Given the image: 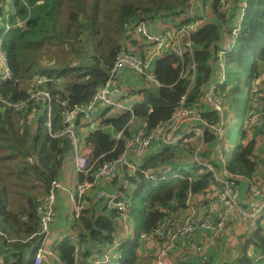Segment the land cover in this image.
Wrapping results in <instances>:
<instances>
[{"label":"trees","instance_id":"trees-1","mask_svg":"<svg viewBox=\"0 0 264 264\" xmlns=\"http://www.w3.org/2000/svg\"><path fill=\"white\" fill-rule=\"evenodd\" d=\"M196 3L200 7L208 4L210 13L209 21H200L191 36L192 57L189 50L184 51L182 58L165 51L153 63V73L162 86L135 82L130 90L142 99L135 116L146 121L148 130L168 119L186 95L185 104L192 109V115L182 126L197 128L203 137L192 131L187 142L174 146L152 143L145 157L134 160V174L120 170L114 182L107 185L114 189L116 186L118 198L130 204L131 226L128 224L127 229L115 209H106L94 201L97 185L84 195L80 217L65 229L85 246L77 264H93L103 258L115 241L120 243L119 255L106 264H137L138 251L144 249L141 233L159 245L156 255L160 241L151 231L159 223H175L184 216L187 201L194 203L198 197L197 205H203L201 209L207 213V206L214 194H219L221 185L193 155L200 145L199 161L219 167V151L215 149L218 137L211 127L217 124L219 115L204 98L206 83L212 77L217 50L243 11L238 41L223 58L227 80L217 90L225 109L223 133L230 132L236 110L242 109L246 114L253 107L254 92H264V0H233L227 15L219 11L220 0H0V35L7 19L10 24L23 22L4 36L2 50L12 78L0 80V98L11 103L25 101L24 107L16 109L0 100V231L6 235L0 237L1 264H34L28 263L27 258L40 238L36 234L35 208L47 194L51 181L61 179L63 169L70 164L72 142L61 133L66 127L64 112L92 99L107 80L118 54L127 52L144 58L151 53L148 48L143 50L142 38L132 36L136 23L142 21L152 33L175 29L180 19L182 24L195 23L199 20ZM192 62L194 82L188 89ZM35 74L53 78L44 86L51 95L50 118L45 101L28 100L29 91L38 87L32 81ZM100 119L108 128L85 134L93 159L97 160L94 168L116 158L130 133L129 129L123 130L128 115L105 110ZM121 130V138L115 141L112 133ZM240 134L241 142L229 151L225 168L239 178L257 175V142L262 132L246 123ZM2 164L5 169L16 168L18 196L11 191L12 183L5 188L8 173L1 172ZM122 178L126 187L118 183ZM58 223L57 220L55 225ZM203 235L206 236L202 233L196 237L204 240ZM69 238L70 235H63L51 247L53 264L76 263ZM249 247L253 252L264 251L262 229L248 235L235 264L251 263ZM201 264L213 261L202 260Z\"/></svg>","mask_w":264,"mask_h":264},{"label":"built area","instance_id":"built-area-1","mask_svg":"<svg viewBox=\"0 0 264 264\" xmlns=\"http://www.w3.org/2000/svg\"><path fill=\"white\" fill-rule=\"evenodd\" d=\"M199 10V20L194 23L182 24L175 29H166L159 32H150L145 23L138 22L132 29V36L142 38L144 47L150 49L151 53L144 58H138L130 53L124 52L118 54L114 60V64L109 71V76L102 87H100L92 99L85 105H75L72 109L64 112L65 129L61 132L69 136L72 142V152L70 156V164L65 168L75 174V185L73 189L67 187L61 179L51 181L47 194L39 200L35 213L37 216L38 227L36 234L40 236L36 250L30 256L31 262L41 264L42 262L49 264L48 256H51V250L46 247V239L49 236L51 226L55 221L56 202L59 197L67 195L74 219L80 217L82 209V198L88 195L97 185L98 189L94 195V201L100 202L106 209H115L121 217V224L127 229L129 219L127 212L129 204L119 199L116 194L110 191L107 185L114 182L120 170H128L135 173L136 164L134 160L142 158L147 154L148 148L152 143H161L166 146H174L182 142H187V136L190 132H198L202 138V133L197 128H188L182 126L187 118L192 115V109L185 104L186 95H183L178 101L175 110L171 116L163 122L158 123L155 127L148 130L147 123L144 119L135 116V107L141 103L130 90L131 84L135 82H149L156 86H162L153 73V63L156 59L163 55L165 51L174 54L178 58H182L185 50H189V57H192L191 36L196 32L199 22L209 21L210 13L209 5L200 7L199 3L195 4ZM233 0H220V12L227 15L231 10ZM244 5V4H243ZM244 12L242 11L235 27L230 30V34L224 38L221 46L216 53L215 67L212 77L206 83L204 98L210 108L219 115L217 124L211 125L215 129L218 142L215 149L219 151L218 164L221 171L216 172V166L211 163L201 162L197 158L199 146L194 150V160L205 166L212 173L215 182L221 185L219 194H214L207 213H200L199 208L203 205H197L190 199L186 204L184 216L179 220L178 224L159 223L151 232V234L160 241V247L155 255L154 264H201L207 261L204 256L205 248L211 244L213 239L218 237L223 231H235L239 226L246 225L250 234L256 230L262 229L264 234V162H258L256 165V173L253 178L248 179V191L241 194L238 185L239 177L229 173L226 168V159L223 152V129L224 121V103L222 98L217 94L220 86L225 84L227 80L226 67L223 61L224 56L230 52L236 44L239 37V30L243 21ZM178 22V21H177ZM11 25L6 23L5 31ZM2 36L0 37V80L7 81L12 78L9 70L7 59L2 50ZM190 70L192 75L188 84V89L193 85L195 63H191ZM181 77V74H180ZM53 78L45 74H35L32 81L38 87L30 90L28 100L45 101L47 118H50L51 95L44 88ZM2 98H0L1 100ZM254 103L251 110L246 115V123L254 126L256 130L264 133V92L255 91L253 95ZM7 107H24L25 101L11 103L10 101L1 100ZM149 112L151 107L148 108ZM108 110L114 115H128V120L123 130L129 129L130 133L125 139L124 147L121 153L114 159L98 165L94 168L95 163L92 155V147L87 142L85 134L88 131L106 130L108 126L103 124L100 114ZM79 119V121H78ZM47 122V126H48ZM122 136V130L113 132L112 137L118 141ZM204 233L205 240L200 243L196 237L198 234ZM228 235V233L226 234ZM6 235L0 231V237ZM141 238H146V234H141ZM70 244L74 248L75 260L85 252V246L80 244L78 237H70ZM179 241L185 243V258L183 261L171 259L170 252L177 247ZM119 242L115 241L111 244L103 254V258L95 260L93 264H106L109 260L119 255L117 250ZM250 250L248 257L251 258L250 264H264V251L253 252ZM45 254L47 257L45 258ZM203 256V257H202ZM0 255V264L2 263Z\"/></svg>","mask_w":264,"mask_h":264},{"label":"rangeland","instance_id":"rangeland-1","mask_svg":"<svg viewBox=\"0 0 264 264\" xmlns=\"http://www.w3.org/2000/svg\"><path fill=\"white\" fill-rule=\"evenodd\" d=\"M210 12V11H209ZM147 48H143V50L145 51ZM56 60L53 59L52 63H54ZM45 63V62H43ZM246 93V92H245ZM244 93L243 98L246 96V94ZM234 117L232 118V124L229 127V131L230 132H225L224 135V140H223V156L225 159H227L228 157V153L229 151L231 152L232 150H234L238 144L241 142V134H240V130L245 126L246 124V116L245 113L242 111V109H237L235 114L233 115ZM187 121L190 120V118L188 117L186 119ZM250 124V123H249ZM195 151L193 152L194 155ZM195 157V156H194ZM5 164H2V173H8V175L5 177V184H6V189L11 185V191L13 194H15L16 196H18V189L20 188V186L18 185L17 182H14V180L17 178L16 176V168L15 167H11V168H7L5 169ZM216 172L218 174L221 173L219 168H216ZM28 178V177H25ZM121 182H123V186H126V182L125 180L122 178L120 179ZM72 186H70L71 188ZM74 188V187H73ZM30 193H34L33 190H29ZM67 196V195H66ZM71 202L69 201V198L67 196V206L65 208H63V210L65 212H67L68 214H72V206L70 204ZM211 204V202H210ZM209 204V205H210ZM71 207V208H70ZM102 211V210H100ZM200 213H202V209L201 207L199 208ZM179 219L175 222V224H178ZM242 227H246V225H243ZM239 229V228H238ZM53 232V233H52ZM229 234V229L223 231L221 234L218 235V237H216L215 239H213V242H215L216 244H225L224 246L219 248V257L223 258L224 263L223 264H235L236 262L234 261V259H237L238 257L240 258L242 255L241 252V247L242 244L244 242V240H240L237 238H231V236L226 235ZM54 237H53V235ZM62 235L57 231V230H53L49 233V236L46 239V246L50 247L49 245V241L50 239H57L60 238ZM53 237V238H51ZM142 246L146 249L145 251H138V261L137 264H153L154 262V256H155V249L154 247H152L149 244V241L143 242ZM250 251V247L247 250V253ZM33 251L30 253V255H32ZM47 257V254H45V258ZM48 259L50 260L51 257L48 256ZM31 262V258H29V263ZM53 264V262H52Z\"/></svg>","mask_w":264,"mask_h":264},{"label":"crops","instance_id":"crops-1","mask_svg":"<svg viewBox=\"0 0 264 264\" xmlns=\"http://www.w3.org/2000/svg\"><path fill=\"white\" fill-rule=\"evenodd\" d=\"M260 137H261V139H260ZM260 137H259L260 141L258 139V142H257V151H256L257 152V155H256L257 156V163L258 162H264V133L261 134ZM253 177H254L253 174H250L248 176H242V177L239 178L238 185H239L241 194H245L248 191V179H251ZM61 178L65 182L64 184L67 187L70 188V186H72L70 189H73V187L75 185V174L72 171H70L67 168H64L63 171H62V177ZM118 183L120 185H123L124 184L123 182H121V180H118ZM110 189H111L112 192L115 193V190H117V187L115 186V189L113 187H111ZM199 199L200 198L198 197L194 202L197 203V201ZM66 206H67V196L64 195L62 197H59L57 199L56 206H55V210H56L55 221H54L53 225L51 226L50 232L53 231V230H57L62 236L63 235H70V237H75L74 234L71 235L70 233H67V230H65V229H68L70 227V225L72 224V222L74 220V213H73V211H72V214H68L67 212H65L63 210V208H65ZM69 206H70V204H69ZM209 207H210V205L207 206L208 210H209ZM59 210L61 212H59ZM57 220L60 223H58L57 226H56L55 225V222ZM201 234L202 233H200V235ZM249 234L250 233L248 231V228L247 227H242V225H241V226H239V230L238 231H236V230L235 231H232V232L229 231V234L228 235L231 236L232 239L233 238H237V239H240V240L242 239V240L245 241V240H247ZM53 237H54V235H53ZM53 237H51V238H53ZM203 237H205V236L203 235ZM60 238L50 239V241H49L50 247L46 246L47 249L51 250V247L54 246V245H56L57 242L60 240ZM204 240L200 239L199 241L201 243ZM207 243L209 245L205 248V252H204V256L207 258V260H212L213 261V264H223L224 263L223 258H220L219 257V248L222 247V246H224L225 244H222V243L221 244H216L215 242H212L210 244L209 241ZM149 244L152 247H154L155 251H156V249L159 246L157 243H155V241H149ZM184 249H185V243H184V241H179L177 247L174 248L170 252L171 259H177L178 261H183L185 258H187V256L185 255V250ZM143 251L146 252V249L144 248ZM51 257H54V256H51ZM237 259H234V261L236 262ZM51 263H52V259H50V264ZM153 264H154V262H153Z\"/></svg>","mask_w":264,"mask_h":264},{"label":"clouds","instance_id":"clouds-1","mask_svg":"<svg viewBox=\"0 0 264 264\" xmlns=\"http://www.w3.org/2000/svg\"><path fill=\"white\" fill-rule=\"evenodd\" d=\"M8 16V15H7ZM244 17V16H243ZM6 23H9L8 22V19H7V21L5 22V25H6ZM10 24V23H9ZM5 25H4V29H3V31H2V33H1V35H0V37L2 36V44H3V40H4V36L6 35V33L12 28V27H14V26H18V27H21L22 25H23V22L22 21H19V22H17L16 24H10L11 25V27L7 30V31H5ZM240 31V30H239ZM238 41V40H237ZM237 43V42H236ZM236 45V44H235ZM235 45H234V47H235ZM233 50V49H232ZM138 104H141V103H138ZM137 104V105H138ZM136 105V106H137ZM136 108V107H135ZM248 113V112H247ZM247 113L245 114V116L247 115ZM146 156V155H145ZM144 156V157H145ZM137 168V167H136ZM126 173H128V174H134V173H131L130 171H128V170H124ZM128 171V172H127ZM110 191H111V189H110ZM112 192V191H111ZM114 193V192H113ZM114 194H116V193H114ZM117 195V194H116ZM118 196V195H117ZM127 202V201H126ZM128 204H129V202H127ZM129 209H130V204H129ZM128 212H129V210H128ZM128 212H127V216H128ZM131 220V219H130ZM133 220H131V222H132ZM129 225L131 226V224H130V221H129ZM152 232V231H151ZM141 234H143V233H141ZM145 234V233H144ZM142 240H143V242H145V241H149V240H147L146 238H141ZM144 239H146V240H144ZM39 242V241H38ZM36 248V247H35ZM36 250V249H35ZM2 256V255H1ZM31 256V255H30ZM30 256L27 258V261H28V263H29V258H30ZM51 256H53V255H51ZM50 256V257H51ZM3 257V256H2ZM155 259V258H154ZM50 264V263H49Z\"/></svg>","mask_w":264,"mask_h":264}]
</instances>
